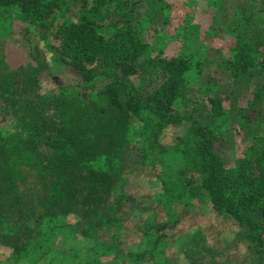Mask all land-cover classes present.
I'll return each mask as SVG.
<instances>
[{
  "label": "trees",
  "instance_id": "trees-1",
  "mask_svg": "<svg viewBox=\"0 0 264 264\" xmlns=\"http://www.w3.org/2000/svg\"><path fill=\"white\" fill-rule=\"evenodd\" d=\"M215 3L222 47L167 57L164 0H0L37 46L11 65L0 33V264H264V0ZM205 207L242 234L209 245Z\"/></svg>",
  "mask_w": 264,
  "mask_h": 264
},
{
  "label": "rangeland",
  "instance_id": "rangeland-1",
  "mask_svg": "<svg viewBox=\"0 0 264 264\" xmlns=\"http://www.w3.org/2000/svg\"><path fill=\"white\" fill-rule=\"evenodd\" d=\"M167 6H169L171 16L168 18L167 24L165 26L161 24L157 25H150L148 29L149 31L146 32L147 38L149 39V43L154 44L160 47L167 57H173L179 54L183 47V38L187 37L192 43L196 44V46L201 50H211L212 47L221 48L222 43L217 42L214 45V34H209L208 30L210 27H215L217 24L221 23L220 20H215L216 16V1L217 0H164ZM148 10H153V7L150 8L147 4ZM162 17V15H158ZM218 28V27H217ZM216 28V29H217ZM0 33L4 35V39H7L9 44L7 45V53L9 51V55L11 58V65H21V64H28L30 61L29 52L30 49L35 53L34 58L37 57V51L35 50V46L30 45L27 41L20 42L14 35V22L9 20L3 24H0ZM217 46V47H216ZM35 48V49H34ZM51 70L54 66H50ZM49 68V67H48ZM54 71V70H52ZM53 77L51 79H44L42 81V85L44 90H52L54 86H58L59 84L70 86L72 84V80L65 75H56L57 73L51 72ZM228 107V103H226ZM240 135H237L236 146L240 149L241 140L243 138L242 131L240 130ZM174 135H177L179 138L180 131H173ZM237 152V151H236ZM143 185V183H142ZM145 185V184H144ZM132 188H136L137 185L133 184L131 181L130 185ZM146 187V185H145ZM198 216L199 218V228H204L205 234L207 236L208 244L209 245H216L215 240L218 238H227L228 234L231 235L232 238L235 237V234H242V231L234 226L233 222L228 220V218L217 217L213 215L209 208L205 207L200 210ZM133 235V232H129ZM172 234V233H171ZM80 236V234L78 233ZM100 236V234H99ZM134 237V236H132ZM99 238V237H98ZM97 238V239H98ZM96 239V240H97ZM135 240V238H133ZM133 240V241H134ZM95 238L93 234L89 237H80L81 246H86L92 248L93 242ZM95 244V242H94ZM131 244V242H130ZM246 244L241 241L234 240L231 242L230 247H234L233 253L240 254V256L248 260L247 252H246ZM228 248V245L226 246ZM12 250L8 247L0 246V261L8 260L11 256ZM215 261L218 262H225L228 264V260L224 258H215ZM237 260V259H236ZM182 264V263H181ZM185 264V263H183ZM188 264V263H187ZM232 264V262L230 263ZM237 264H241L239 261Z\"/></svg>",
  "mask_w": 264,
  "mask_h": 264
}]
</instances>
